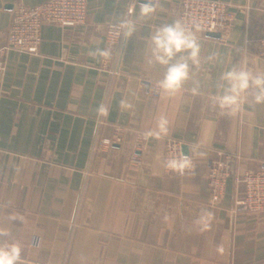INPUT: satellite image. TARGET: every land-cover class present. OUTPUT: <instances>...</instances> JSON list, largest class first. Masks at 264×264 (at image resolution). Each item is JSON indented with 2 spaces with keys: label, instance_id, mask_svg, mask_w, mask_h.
Returning a JSON list of instances; mask_svg holds the SVG:
<instances>
[{
  "label": "crops",
  "instance_id": "obj_1",
  "mask_svg": "<svg viewBox=\"0 0 264 264\" xmlns=\"http://www.w3.org/2000/svg\"><path fill=\"white\" fill-rule=\"evenodd\" d=\"M45 1L0 0V35L17 3ZM215 1L228 5L232 25L219 37L194 33L201 63L175 95H149V83L160 81L165 68L148 65V36L178 20L181 0L148 2L155 12L146 22L137 19L143 0H87L85 23H45L38 53L5 54L0 232L8 234L0 243L19 245L22 264H264V212L237 204L243 187L234 178L220 203L211 205L206 179L220 153L240 156L236 175L264 167V105L246 103L229 116L210 99L234 64L264 72L258 55L264 0ZM122 19L136 20L137 31L109 48L107 26ZM97 48L111 57L90 55ZM213 53L219 60L207 59ZM197 84L199 95H193ZM101 104L107 117L97 114ZM160 116L169 120L168 136L136 149ZM117 135L120 142L110 148L98 146ZM167 138L182 142L192 171L164 169ZM133 152L138 165L129 162ZM205 211L212 218L201 230L197 221Z\"/></svg>",
  "mask_w": 264,
  "mask_h": 264
},
{
  "label": "built area",
  "instance_id": "obj_2",
  "mask_svg": "<svg viewBox=\"0 0 264 264\" xmlns=\"http://www.w3.org/2000/svg\"><path fill=\"white\" fill-rule=\"evenodd\" d=\"M160 1L147 0L150 3H159ZM133 5L131 4L130 7L132 8ZM86 17L87 0H48L36 5L17 3L13 7L12 19L7 32L0 35V72L4 70V56L7 52L38 53L41 44V29L45 23L72 27L85 23ZM233 19L234 14L228 5L219 1L181 0L179 4L178 20L192 29L194 33L223 34L230 29ZM115 25L107 26L105 38L109 48H118L123 39ZM2 39H4L3 42ZM258 55L264 59V36L259 41ZM113 72L114 70L111 71V73ZM160 92L157 82L151 81L149 95L157 98ZM120 140V135H117L115 140L103 138L99 141L98 146L110 148L113 143L120 142ZM143 142L145 139L143 135H140L136 141V149H139ZM181 153L186 156L183 152L182 142L167 138L163 161ZM238 160H240V156L237 154L220 153L211 162L206 174L210 193L209 202L213 206L218 205L225 195L228 180L234 178L243 187V197L237 201V204L243 205L248 211L264 212V167L236 175L235 167ZM129 162L138 165L140 163L139 155L133 152Z\"/></svg>",
  "mask_w": 264,
  "mask_h": 264
},
{
  "label": "clouds",
  "instance_id": "obj_3",
  "mask_svg": "<svg viewBox=\"0 0 264 264\" xmlns=\"http://www.w3.org/2000/svg\"><path fill=\"white\" fill-rule=\"evenodd\" d=\"M155 12V8L147 2L139 6L137 19L147 21ZM119 34L127 40L137 31L136 20L122 19L115 25ZM151 51L147 60L149 66L157 65L165 68L163 78L157 82L158 88L165 94L175 95L179 93L184 84L190 79V69L196 68L201 63V44L196 35L189 27H186L180 20L164 24L150 31L148 36ZM90 55L107 60L111 52L107 49L97 48ZM208 60L219 57L213 53ZM220 83L217 85L218 94L213 95L211 102L222 114L229 116L237 115L246 103L260 106L264 105V72L253 73L245 66L233 65L220 75ZM193 95H199L200 86L197 84L191 89ZM125 108L131 105L124 104ZM100 117H107L108 109L101 104L97 108ZM170 123L167 117L160 116L154 128L143 133L145 141L161 140L168 136ZM203 155V153H199ZM166 171L176 175H184L185 172L194 169L191 157L182 153L163 161ZM212 214L203 212L197 223L201 230H207L210 225ZM7 232H0V236L7 235ZM0 264H22L20 247L17 244L0 243Z\"/></svg>",
  "mask_w": 264,
  "mask_h": 264
},
{
  "label": "water",
  "instance_id": "obj_4",
  "mask_svg": "<svg viewBox=\"0 0 264 264\" xmlns=\"http://www.w3.org/2000/svg\"><path fill=\"white\" fill-rule=\"evenodd\" d=\"M143 2L145 3L146 1H143ZM207 35L211 36V37H219L220 36L219 33H208Z\"/></svg>",
  "mask_w": 264,
  "mask_h": 264
}]
</instances>
